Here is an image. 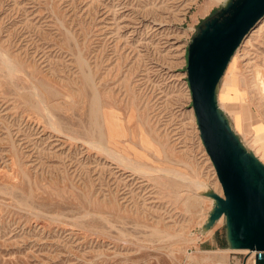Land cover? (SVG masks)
<instances>
[{
    "label": "rangeland",
    "instance_id": "1",
    "mask_svg": "<svg viewBox=\"0 0 264 264\" xmlns=\"http://www.w3.org/2000/svg\"><path fill=\"white\" fill-rule=\"evenodd\" d=\"M211 2L0 0V264H254L202 228L222 187L186 54ZM218 92L264 162V17Z\"/></svg>",
    "mask_w": 264,
    "mask_h": 264
},
{
    "label": "water",
    "instance_id": "2",
    "mask_svg": "<svg viewBox=\"0 0 264 264\" xmlns=\"http://www.w3.org/2000/svg\"><path fill=\"white\" fill-rule=\"evenodd\" d=\"M263 17L264 0H225L198 25L186 54L192 109L222 187V194L204 190L213 205L202 228L224 216L227 246L254 251V264H264V162L231 125L219 105L218 87L235 50Z\"/></svg>",
    "mask_w": 264,
    "mask_h": 264
},
{
    "label": "bare ground",
    "instance_id": "3",
    "mask_svg": "<svg viewBox=\"0 0 264 264\" xmlns=\"http://www.w3.org/2000/svg\"><path fill=\"white\" fill-rule=\"evenodd\" d=\"M218 1H220V0H212V2L211 3H214V2H218ZM208 5H210V4H208ZM218 98H219V92H218ZM197 185H199V186H201L202 184H199V183H197ZM198 187V186H197ZM198 188H200V187H198ZM201 188H202V186H201ZM221 218V217H220ZM219 218V219H220ZM237 250H246V251H248L247 249H237ZM251 253H252V255H253V253H254V251H251ZM219 261V260H218ZM223 263V261L222 262H220L219 264H222Z\"/></svg>",
    "mask_w": 264,
    "mask_h": 264
},
{
    "label": "crops",
    "instance_id": "4",
    "mask_svg": "<svg viewBox=\"0 0 264 264\" xmlns=\"http://www.w3.org/2000/svg\"><path fill=\"white\" fill-rule=\"evenodd\" d=\"M222 251H224V250H222ZM223 256H224V263L227 264V257L225 256V253L224 252H223Z\"/></svg>",
    "mask_w": 264,
    "mask_h": 264
}]
</instances>
